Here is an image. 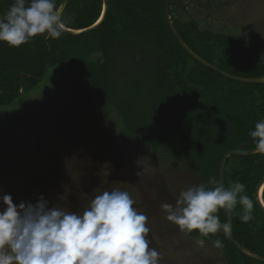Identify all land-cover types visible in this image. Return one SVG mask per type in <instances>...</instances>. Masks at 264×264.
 Wrapping results in <instances>:
<instances>
[{"label":"trees","instance_id":"1","mask_svg":"<svg viewBox=\"0 0 264 264\" xmlns=\"http://www.w3.org/2000/svg\"><path fill=\"white\" fill-rule=\"evenodd\" d=\"M63 1L56 0L57 6ZM108 1L104 22L90 33H64L59 39L37 36L20 47L0 42V110L37 86L52 65H65L87 84L101 115L115 113L123 136L135 141V148L166 162L181 163L202 183L209 177L220 180V164L228 151L254 149L248 133L264 119V84L232 81L191 58L168 28L165 0ZM12 3L0 0V16ZM102 7V0H69L63 14L67 28L94 25ZM181 10L170 0L177 31L200 57L239 77L264 76V62L243 42L233 35L204 30L197 20H182ZM65 92L59 90L58 98H70ZM22 119L9 121L2 132ZM263 178L264 156L228 159L226 187L234 181L244 183L254 201L253 212L264 216L255 200ZM233 211L234 239L264 257V223H242L240 206ZM218 215L221 223L227 222L224 210ZM190 237L201 238L197 232ZM205 239L208 244L214 239L222 241L218 250L226 264H263L240 253L223 231ZM223 240L237 256L228 252Z\"/></svg>","mask_w":264,"mask_h":264},{"label":"rangeland","instance_id":"2","mask_svg":"<svg viewBox=\"0 0 264 264\" xmlns=\"http://www.w3.org/2000/svg\"><path fill=\"white\" fill-rule=\"evenodd\" d=\"M174 1L182 20L233 35L264 62V0ZM59 90L70 98L59 99ZM101 114L80 75L52 65L37 86L0 110V195H11L17 205L36 204L43 196L49 207L80 212L100 192L128 191L134 207L148 217L150 247L160 253V264H226L217 247L196 246L160 208L174 204L181 190L201 184L197 174L135 148L115 113ZM15 118L23 119L2 132ZM257 212L252 220L264 223Z\"/></svg>","mask_w":264,"mask_h":264},{"label":"clouds","instance_id":"3","mask_svg":"<svg viewBox=\"0 0 264 264\" xmlns=\"http://www.w3.org/2000/svg\"><path fill=\"white\" fill-rule=\"evenodd\" d=\"M172 18V16H171ZM173 21V20H172ZM67 30L56 0H13L0 16V42L20 47L37 36L59 39ZM248 135L257 155L264 156V119ZM128 191L106 190L91 198L80 212L49 207L40 197L36 204H15L11 195H0V264H160V253L150 247L148 217L134 207ZM240 206L239 220H252L253 199L246 186L234 181L228 187L216 177L181 190L174 204L160 205L165 219L180 232L199 237L198 247L220 231H231L218 213L233 214ZM210 243L222 248L220 239Z\"/></svg>","mask_w":264,"mask_h":264},{"label":"water","instance_id":"4","mask_svg":"<svg viewBox=\"0 0 264 264\" xmlns=\"http://www.w3.org/2000/svg\"><path fill=\"white\" fill-rule=\"evenodd\" d=\"M103 2V8H102V17L98 22H96L94 25L85 28V29H70L67 28L66 30V34L72 35V36H79V35H83V34H87L90 33L94 30H96L105 20L108 12H109V1L108 0H102ZM69 0H64L63 3L61 4V6L59 7L62 15L65 12L66 7L68 6ZM165 18L167 21V25L168 28L170 29L172 35L174 36V38L176 39V41L178 42V44L183 48V50L191 57L193 58L196 62H198L200 65L204 66L205 68L212 70L232 81L241 83V84H251V85H263L264 84V76L263 77H258V78H244V77H239L236 75H233L225 70L220 69L219 67L207 62L206 60H204L202 57H200L197 53H195L191 47L184 41V39L181 37V35L179 34V32L176 29V26L174 25L172 18H171V12H170V0H165ZM255 150H249V151H239V150H230L228 151L220 164V169H219V179L220 181H222L225 186V168L227 165V161L230 157L232 156H238V157H247V156H251V155H255ZM263 187L262 191L261 188ZM262 193V194H261ZM263 194H264V178L258 183L256 190H255V200L256 203L259 207V209L264 212V200H263ZM262 197V198H261ZM227 222L231 225V231L230 233L227 234L228 239L230 240V242H232L236 248L238 249V251L240 253H242L244 256H246L247 258L260 262V263H264V257L257 255L255 253H253L252 251H250L249 249H247L245 246L241 245L240 243H238L235 239H234V235H233V214H228L227 215Z\"/></svg>","mask_w":264,"mask_h":264},{"label":"bare ground","instance_id":"5","mask_svg":"<svg viewBox=\"0 0 264 264\" xmlns=\"http://www.w3.org/2000/svg\"><path fill=\"white\" fill-rule=\"evenodd\" d=\"M103 13V12H102ZM101 17H102V14H101V16H100V18H99V20L101 19ZM98 22V21H97ZM262 189H263V187L261 188V191H262ZM262 194V193H261ZM262 198V197H261Z\"/></svg>","mask_w":264,"mask_h":264}]
</instances>
